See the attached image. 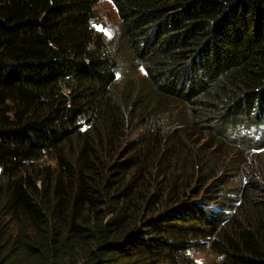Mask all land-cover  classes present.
Instances as JSON below:
<instances>
[{
	"label": "trees",
	"instance_id": "1",
	"mask_svg": "<svg viewBox=\"0 0 264 264\" xmlns=\"http://www.w3.org/2000/svg\"><path fill=\"white\" fill-rule=\"evenodd\" d=\"M108 1L149 89L126 101L99 0H0V264H264V184L176 148L241 160L264 129V0Z\"/></svg>",
	"mask_w": 264,
	"mask_h": 264
},
{
	"label": "rangeland",
	"instance_id": "2",
	"mask_svg": "<svg viewBox=\"0 0 264 264\" xmlns=\"http://www.w3.org/2000/svg\"><path fill=\"white\" fill-rule=\"evenodd\" d=\"M93 13L92 30L96 36L101 38L116 64L115 95L119 100L126 101L127 97L133 96L137 89H141L143 93L149 92L142 68L137 65L125 45L120 21L113 5L108 0H99ZM161 109L163 113L169 115L167 116V120L169 117L167 125L172 130L181 131L183 128H178L180 124L175 122L179 121V117L176 118L175 115L183 109L166 101H162ZM240 127L237 126L235 129L239 131L238 135L248 145L245 152L246 157L241 160L234 158L237 152L231 150V147H227L229 145L226 143L221 146L215 139H209L192 130L186 133L187 136L182 135L181 143L176 148L182 155L189 151L196 153L200 157V161L205 157L211 158L214 154V157L217 158L218 169L225 172L234 166L239 181L264 184V129L255 126H247L246 129ZM232 134L231 138H233ZM192 259L195 264H213L215 262V257L208 250L194 253Z\"/></svg>",
	"mask_w": 264,
	"mask_h": 264
}]
</instances>
